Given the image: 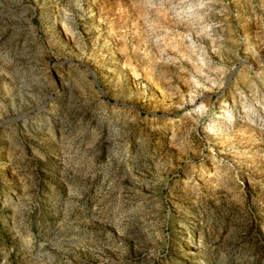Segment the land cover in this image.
I'll use <instances>...</instances> for the list:
<instances>
[{"label":"rangeland","instance_id":"rangeland-1","mask_svg":"<svg viewBox=\"0 0 264 264\" xmlns=\"http://www.w3.org/2000/svg\"><path fill=\"white\" fill-rule=\"evenodd\" d=\"M0 264H264V0H0Z\"/></svg>","mask_w":264,"mask_h":264},{"label":"bare ground","instance_id":"bare-ground-1","mask_svg":"<svg viewBox=\"0 0 264 264\" xmlns=\"http://www.w3.org/2000/svg\"><path fill=\"white\" fill-rule=\"evenodd\" d=\"M224 112H226V109L224 110ZM226 115H227L226 113H222V115L218 117V121L219 120L226 121V119H228V117L227 118L225 117ZM173 135H174V133H173Z\"/></svg>","mask_w":264,"mask_h":264}]
</instances>
